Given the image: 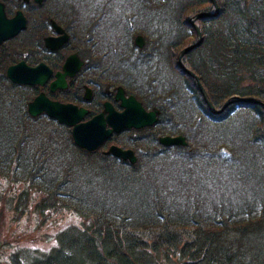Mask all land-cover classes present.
Here are the masks:
<instances>
[{"label":"trees","instance_id":"1","mask_svg":"<svg viewBox=\"0 0 264 264\" xmlns=\"http://www.w3.org/2000/svg\"><path fill=\"white\" fill-rule=\"evenodd\" d=\"M56 1L26 4V29L0 46V249L18 243L4 229L6 212L11 222L29 216L48 243L43 251L18 247L1 264H264V0H215V16L211 0H121L123 21L111 17L110 0H80L84 23L77 3ZM17 10L18 1H6L9 17ZM51 22L69 34L61 54L88 61L97 97L107 85L122 87L158 111L157 122L87 152L70 127L31 117L38 91L5 73L40 61ZM192 22L201 42L181 63L215 111L229 101L220 112L178 66L182 49L197 42ZM107 27L119 29L116 43L103 37ZM76 92L57 100L82 105L83 88ZM90 110L87 119L101 105ZM165 136L186 145L159 144ZM111 144L132 149L136 162L112 156ZM56 214L80 222L58 229L65 215Z\"/></svg>","mask_w":264,"mask_h":264},{"label":"water","instance_id":"2","mask_svg":"<svg viewBox=\"0 0 264 264\" xmlns=\"http://www.w3.org/2000/svg\"><path fill=\"white\" fill-rule=\"evenodd\" d=\"M27 2L28 0H21ZM43 0H34L35 3L40 4ZM215 7V12L211 16H215L218 9L215 0H211ZM210 16L209 14H198L195 18H201ZM192 25L195 29L197 42L182 49L178 57V66L186 72L188 75L196 80L197 87L207 103L209 109L214 110L212 104L207 100V94L199 82V79L194 73L187 70L182 66L181 58L184 54L197 47L201 42V33L197 26ZM53 29L58 34H63L60 27L52 24ZM26 28V19L21 12H17L16 15L8 19L5 16L4 8L0 2V45L15 37L20 31ZM68 37L66 34L61 35L58 38L47 37L44 40L45 47L50 50H55L67 41ZM134 43L138 48H142L144 40L141 36H136ZM85 64L79 60L76 54L70 55L63 67L62 72H58L55 75V81L51 83V91L55 89H65L66 82L65 77H72ZM51 70H49L44 64L31 68L28 67L24 62H19L16 65H12L6 70V77L13 84L18 85H40L42 86L47 78L50 76ZM123 90L119 88L116 93V100L120 101L122 108L121 112L113 110L110 104H104V111L95 117L84 121V117L87 111L83 108H78L73 104H63L56 101H51L44 95H38L29 105L28 113L30 116L35 117L39 114H46L48 117L71 127V136L74 144L79 148L92 152L98 149L101 145L106 142L112 135V133H118L125 129H142L150 127L157 121V111H146L134 97L130 96L125 98ZM90 90L87 89L85 99L90 97ZM240 103H254L252 99H241L236 100ZM229 101H226L219 111H222ZM264 106V104H263ZM106 114V116H105ZM159 143L163 146H185L186 142L184 137H161ZM108 152L114 157L120 158L124 161H129L131 164L136 162L134 152L130 149H121L118 146L112 145L109 147Z\"/></svg>","mask_w":264,"mask_h":264},{"label":"flooded vegetation","instance_id":"3","mask_svg":"<svg viewBox=\"0 0 264 264\" xmlns=\"http://www.w3.org/2000/svg\"><path fill=\"white\" fill-rule=\"evenodd\" d=\"M6 1H8V0L1 1L3 8H4L5 16L7 18H12L20 10L15 11V14L12 15L11 17H9L6 13ZM17 1H20V0H17ZM30 1L31 0H28L27 4ZM60 28H61L63 34H66L68 37L67 41L64 44H62L60 47H58L55 50H50V49L45 47V44H44L45 38H47V37L58 38L61 35H63V34H58V33H56V31L54 29H51L50 33L48 35H46L43 39V46H44L46 51L43 52V54L41 53V51H37L38 55L40 56L37 59L40 61L36 64H33V65L28 64L25 60L19 61V62H24L28 67H31V68H34V67L38 66L39 64H44L49 70H51L50 76L47 78L46 82L42 86H40V85L28 86V87H35V90L38 91V94L35 97L42 94L51 101L60 102L57 100V98H58L57 93L67 92V93H69V96L72 97V96L77 94L76 90L78 89V86H79V87L83 88L82 99H83L84 103L82 105H78V104L71 103V102H68V103L60 102V103L75 104L79 107L84 108L87 111V114L91 113L90 112L91 107H93V106L99 107V105H101V110L96 115L102 113L104 111V104L108 103L111 105V107L113 108L114 111L121 112L122 108L120 106V101L116 100V93L120 87H116V88L112 89L109 86H106L103 88L102 93H100L101 95L99 94L100 96L97 97L96 95L98 94V92L94 88L92 89L88 85V84L92 85V83L96 82L97 79L86 76V74H88V73H90V75L93 76V70L91 68L84 69L87 66V61L82 59L80 56H78L74 52H71V53L68 52L66 55L61 54V53H64L63 49L65 48L67 43H69V34L62 27H60ZM22 32H23V30H22ZM22 32L20 31L19 33H22ZM12 39H14V37L5 41L4 43H6ZM33 51H35V50H33ZM72 54H76L79 57V60L82 62H85V64H83L80 67V69L74 74V76H72V77L66 76L65 77V82H66V88L65 89H55L54 91H51V83L55 81L56 73L62 72V67H63L66 59ZM28 55H31V53H29ZM24 56H26V53L24 54ZM19 62L15 63L13 65L18 64ZM10 66H12V65H10ZM87 89L90 90L91 94H90V97L88 99H85ZM122 90L124 92L123 95L125 98L132 96V95L126 94L124 89H122ZM89 104H90V106H89ZM87 114H86V116H88ZM105 116H106V114H105ZM125 131H127V130H124V131L122 130L118 133H112L111 136L120 135L121 132H125Z\"/></svg>","mask_w":264,"mask_h":264},{"label":"rangeland","instance_id":"4","mask_svg":"<svg viewBox=\"0 0 264 264\" xmlns=\"http://www.w3.org/2000/svg\"><path fill=\"white\" fill-rule=\"evenodd\" d=\"M15 1H17V0H15ZM20 1H18L19 2V8H20V10L23 11L26 9L27 3L23 2V1L20 2ZM71 1H73V3H77V7H78L77 10L80 14L81 22L84 23L83 20L85 18V14L89 15V14H87L88 7H84L82 5V3L79 2L80 0H57L56 6L57 7H63L66 5L67 2L71 3ZM97 1H101V0H93V2H97ZM120 1L121 0H110L109 11H110L111 17L113 16V17H116V18L120 19L121 21H123V18L125 17L126 12H125L124 6L120 3ZM49 2H50V0H49ZM93 2H91V3H93ZM52 6H53V3H52ZM102 35H103V37H105L107 42L111 41L114 43H116L118 38L121 37L119 29L117 30V28H110V27L105 28V30H103ZM1 190L2 191L5 190V187H2ZM7 196L9 197V195H7ZM10 215H12V214H10L9 212H6L4 229L11 232L13 234V237L15 239H17L18 243L16 244V242L13 240L11 242L6 243L0 249V264L2 262H5L6 259H8L10 257L12 251L18 247H26V248H31V249L43 251L44 247L48 246V243H45L43 236H40V234L33 233V226L35 223L34 220H32L29 216H25V217H20L17 221L12 220V222H11L9 220ZM56 215H65L62 218H57L59 221L57 222L56 228H58V229H61L62 227L77 225L80 222L79 218L72 215V214H56ZM0 238H1V236H0ZM7 264H10V263H7Z\"/></svg>","mask_w":264,"mask_h":264}]
</instances>
